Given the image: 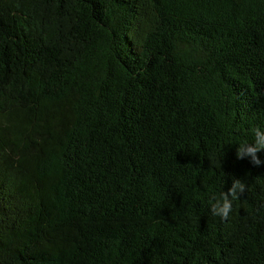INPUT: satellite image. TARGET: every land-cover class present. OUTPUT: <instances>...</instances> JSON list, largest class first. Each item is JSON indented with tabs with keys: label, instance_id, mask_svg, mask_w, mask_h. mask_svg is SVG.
I'll use <instances>...</instances> for the list:
<instances>
[{
	"label": "trees",
	"instance_id": "1",
	"mask_svg": "<svg viewBox=\"0 0 264 264\" xmlns=\"http://www.w3.org/2000/svg\"><path fill=\"white\" fill-rule=\"evenodd\" d=\"M256 127L264 0H0V264H264Z\"/></svg>",
	"mask_w": 264,
	"mask_h": 264
},
{
	"label": "clouds",
	"instance_id": "2",
	"mask_svg": "<svg viewBox=\"0 0 264 264\" xmlns=\"http://www.w3.org/2000/svg\"><path fill=\"white\" fill-rule=\"evenodd\" d=\"M253 142L251 144L241 143L236 149V159H242L250 156L252 164L259 166L261 161L257 157V153L264 150V131L259 127L251 130ZM247 191V185L239 179H232L231 186L227 192L222 191L219 196L212 194L210 196V211L213 216H217L222 220H227L232 212V202L238 200L239 196Z\"/></svg>",
	"mask_w": 264,
	"mask_h": 264
}]
</instances>
